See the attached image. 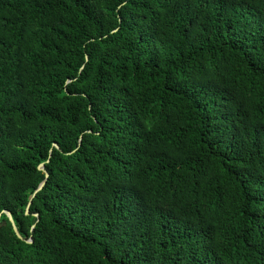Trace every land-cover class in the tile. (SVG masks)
<instances>
[{"label":"trees","instance_id":"obj_1","mask_svg":"<svg viewBox=\"0 0 264 264\" xmlns=\"http://www.w3.org/2000/svg\"><path fill=\"white\" fill-rule=\"evenodd\" d=\"M0 264H264V0H0Z\"/></svg>","mask_w":264,"mask_h":264},{"label":"water","instance_id":"obj_2","mask_svg":"<svg viewBox=\"0 0 264 264\" xmlns=\"http://www.w3.org/2000/svg\"><path fill=\"white\" fill-rule=\"evenodd\" d=\"M56 147H58V146L56 145ZM39 169H40V170H44V165H41V166L39 167ZM46 177H48V174H46ZM44 185H45V182H43V183L39 186L37 192L40 191V190L44 187ZM31 204H32V201L29 202V205H28V207H27V211H26L27 214L29 213V209H30ZM6 214L8 215V218H9L10 222H11L12 225H13L14 231H15V232L17 233V235L19 236V233H18L17 227L15 226V223H14V220H13V217H12L11 213H10V212H6Z\"/></svg>","mask_w":264,"mask_h":264}]
</instances>
